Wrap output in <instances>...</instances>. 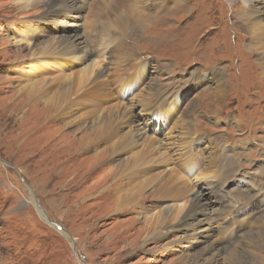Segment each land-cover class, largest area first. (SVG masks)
<instances>
[{"label":"rangeland","instance_id":"obj_1","mask_svg":"<svg viewBox=\"0 0 264 264\" xmlns=\"http://www.w3.org/2000/svg\"><path fill=\"white\" fill-rule=\"evenodd\" d=\"M10 1L0 0V264H79L82 257L86 264H182L179 257H183L184 253L195 254L199 250H203L205 259L209 258L202 264H209L213 257L217 258V264H232L226 260L223 249L217 252V248L215 253L208 255V249L202 248V244L185 242L184 237L188 233L193 234L186 229L172 230L174 233L168 234L165 240L150 241L152 237L145 234L146 218L152 214V206L161 201L152 200L149 189L138 201L147 210H139L136 205L116 213V198L111 194L107 195L108 200H102L103 203L98 181L101 176L95 168L99 158L93 160L92 157L96 155L95 151L111 144L106 138L84 153L75 151L69 154L55 148V152L59 154L60 151L63 156L57 158L47 173L43 171L40 153L36 156L34 149L20 151L26 136L28 141L32 136L29 132L31 126L21 130L20 100L16 94L23 82L22 77H30L33 69L31 58L19 51L24 45L13 46L19 39H14L13 35L24 34L39 42L54 38V35L78 34L87 43L85 49H90V46L92 51L115 48L114 54L103 58L105 61L102 64L116 67L117 71L109 75L115 78V82L116 73L118 77L121 75L120 81L125 82L128 80L125 76H141L143 70L144 85L140 91L146 89L155 101L179 106L180 111L164 127L162 134L165 137H182L187 124H192L195 132L204 134L218 147L225 146L226 149L222 150L224 156H240L242 169L239 163L226 170L217 165L220 172L227 174L226 184L220 192L233 206L242 199V191L254 187L251 174L259 179V173H264V71L260 66L258 50L248 55L250 25L240 16L245 8L244 1L127 0V5L123 2L118 12L112 11L114 4H109L110 0H88L81 19L78 20L77 12L72 11L73 21H68L71 17L68 14H58L57 19L51 15L45 17L52 0H41L36 3L37 7L24 8L20 12L15 6L8 7L11 5L6 3ZM60 29L64 30L62 34H59ZM63 62L53 59L47 74L57 76L64 71L71 72L66 68L73 64ZM214 70H220L224 75L223 96L215 91L219 82L213 80ZM108 89L115 99L110 86ZM138 109L141 107L130 109L134 118L140 117ZM110 112L108 109V114ZM53 121H49L51 131H58L66 123ZM78 126L60 130L70 134ZM116 128L121 133L126 130V125L121 122ZM64 143L67 144V141ZM64 143L53 144L60 148V145H66ZM84 144L78 142L76 149L80 150ZM208 144L206 142L205 146ZM76 152L83 155L76 156ZM161 152L164 150L156 154ZM128 155L114 153L105 164L116 165L118 160ZM134 170L126 174V181L133 172L136 177ZM196 182L192 180V184ZM36 200L62 229L45 220L37 209ZM204 200L211 198L205 196ZM257 201L260 211L247 224L243 223L245 230L235 245L238 252L254 254V260L246 264H260V258H264V242L261 248L258 247V240V246L256 241L249 243V235H264V202L259 198ZM244 202L249 203V200ZM176 204L184 205L181 201ZM143 213H147L146 216ZM177 225L165 227L171 229ZM205 225L204 229L217 228L214 221ZM196 228L193 230L198 234L203 232V229ZM232 228L229 233H232ZM223 234L225 232L218 233L219 236ZM171 240L180 243L169 248L173 245L171 243L167 248L160 249Z\"/></svg>","mask_w":264,"mask_h":264},{"label":"bare ground","instance_id":"obj_2","mask_svg":"<svg viewBox=\"0 0 264 264\" xmlns=\"http://www.w3.org/2000/svg\"><path fill=\"white\" fill-rule=\"evenodd\" d=\"M40 1L12 0L6 4L11 5H7L8 7H17L20 12L24 8L28 10L37 7L36 3ZM87 1L52 0L47 7L45 17L51 15L55 16L53 19H57L58 14H68L71 15L68 21H73L74 13L72 11L75 10L77 12L76 18L79 20L82 18ZM103 1L107 2V0ZM243 1L245 8H243L244 10L240 16L242 20L250 25L248 28L251 30V35L248 36V55L257 52V49L260 66L264 71V0ZM123 2L126 4L127 0H110L109 4H114L112 11L119 12ZM131 12L130 14H132ZM142 17L144 18V16ZM63 31V29H60L59 34H62ZM68 32L70 33V30ZM17 35H13L15 36L14 39L19 38L14 42L16 44L13 43V46L24 45L20 47L19 51L21 55L25 53V56L31 58L33 69L30 77H22L23 82L20 83V89L16 94L20 100L21 130L31 126L29 132L32 136L31 141H28V136H26L20 146L21 152L34 149L37 151L36 156L40 153L42 155V166H44L43 171L47 173V169H52L51 166L56 163L57 158L60 159V156H63L60 151V155L57 154L55 148L60 149L61 152L62 150L65 153L70 152L69 154L75 151H83L84 153L91 146L102 142L106 138L111 144L103 147L101 151H95L96 155L92 157L93 160L99 158V163L96 164L95 168L101 176L98 178L101 188V192H99L101 201L108 200L107 195L111 194V197L116 198V213H121L127 208L128 210L132 209L136 205H138L139 210H147L146 207L140 206L143 203H138V201L142 199L145 190L149 189L151 199L157 202L161 201L157 206H152V214L149 215V218H146L148 225L145 228V234L147 237H152L150 241L165 240L168 234L186 229L193 234L188 233L184 237L185 242L190 243V245L194 243L197 245L202 244V248L208 249L206 251L208 255L215 253L218 248L217 252L223 249L229 263L246 264L248 261L252 262L254 260L255 256L252 252H238L235 250L237 249L235 245L245 230L243 223L247 224V221L260 211L259 205H256L257 199L259 198L260 201L264 202V173H259L261 175L259 179L251 174L254 187H247L242 191V199L232 206L230 201L223 198L224 196L220 192L223 184H226L225 175L227 174L220 172L217 165L226 170L234 167L235 163H239L238 165L242 169L240 156H224L222 150L226 149L225 146L224 149L218 147L214 141L208 139L204 134L195 132L192 124H187L185 133L181 134L182 137L177 136L170 139L167 138L168 136L165 137L162 134L164 127L177 111H180V108L175 103L168 105L164 102H161V104L159 101H155V98L151 96L152 93L146 89L140 91V88L144 85L143 70H141V76H134V74L125 76L128 79L125 82H121L119 79L121 75L118 77L116 73L115 82V78L109 75L117 71L116 67L111 68L108 64L102 66L105 61L103 58L114 54L113 50L115 48L92 51L90 46V49H85L87 43L85 44L84 39L78 34H74V36L54 35V38L39 42L27 38L24 34L19 33ZM0 52L2 51L0 50ZM53 59L64 61L63 64H66V62L72 63L73 66H77L79 69L75 70L74 68L77 67L70 66L66 68L71 71L69 73L64 71L58 73V75L56 74L57 76L47 74L49 73V67L53 65ZM213 80L219 82V85L215 88L216 93L223 96V73L220 70H214ZM109 86L116 97L115 99L108 91ZM157 93L160 94V92ZM110 105H112L110 108L107 107ZM137 106L141 107L138 110L140 112L139 116L142 118H134V115L130 113V109ZM108 109L111 110L109 114ZM142 113L144 114L141 115ZM53 120L65 121L66 123L61 125L58 131H51L49 121L54 122ZM121 122L126 125V130L119 133L116 126ZM87 123L91 125H87ZM74 125H79L78 129L70 134L60 130ZM65 141H67V144L64 143ZM54 142L66 145H60V148H57L53 144ZM78 142L85 143L82 148L79 146L80 150L76 149ZM206 142L209 143L208 146H205ZM34 144H37V146H34ZM160 150H164V152L157 155L156 153ZM121 152L125 155L126 153L129 154V157L118 160L116 165L107 166L108 164H105L108 157ZM253 153L255 154V152ZM82 155V152H76V156ZM132 169H135L136 177L133 172L132 177L126 181V174L129 171L131 173ZM192 180L197 182L192 184ZM88 181L90 180L86 182ZM205 196L211 198V200H204ZM245 199H248L249 203H245ZM179 201L183 202L184 205L179 206L176 204ZM147 213H143L144 216ZM212 221L217 224V228L215 230L211 228L204 229L205 224L210 225ZM176 224L178 225L170 227L171 229L165 227ZM201 225L203 227H199ZM161 227L164 230L161 231ZM196 227L203 229V232L198 234L193 230ZM231 227H233L232 233H229ZM220 231L225 232V234L219 236ZM232 234L234 235L232 236ZM217 237L219 239L215 240ZM230 237L232 241L229 239ZM249 237V243L256 241L255 243L258 246L259 241L260 246L258 247L261 248V243L264 242L262 233H257L255 237L249 235ZM234 241V245H231ZM173 242L175 241L171 240L165 243L160 249L167 248ZM179 243H173L169 248L175 247ZM178 260L182 264H202L207 262L209 258L205 259L203 250H199L195 254L184 253L183 257H179ZM259 263L264 264V258H260ZM209 264H217V258L213 257Z\"/></svg>","mask_w":264,"mask_h":264},{"label":"water","instance_id":"obj_3","mask_svg":"<svg viewBox=\"0 0 264 264\" xmlns=\"http://www.w3.org/2000/svg\"><path fill=\"white\" fill-rule=\"evenodd\" d=\"M36 206H37V209L39 210V212L42 213L43 217L45 218V220H46L47 222H49V223L52 224L53 226H56L58 229H62L58 223L54 222L53 220H51V219L48 217L47 213H45L46 211H45V212L43 211V209H42L41 205L39 204L38 200H36ZM69 237H70V236H69Z\"/></svg>","mask_w":264,"mask_h":264},{"label":"built area","instance_id":"obj_4","mask_svg":"<svg viewBox=\"0 0 264 264\" xmlns=\"http://www.w3.org/2000/svg\"><path fill=\"white\" fill-rule=\"evenodd\" d=\"M85 261H84V258L82 257V258H80V263L79 264H86V263H84Z\"/></svg>","mask_w":264,"mask_h":264}]
</instances>
